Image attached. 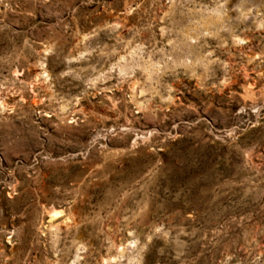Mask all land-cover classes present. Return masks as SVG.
<instances>
[{"label":"rangeland","instance_id":"374dc122","mask_svg":"<svg viewBox=\"0 0 264 264\" xmlns=\"http://www.w3.org/2000/svg\"><path fill=\"white\" fill-rule=\"evenodd\" d=\"M0 264H264V0H0Z\"/></svg>","mask_w":264,"mask_h":264},{"label":"bare ground","instance_id":"6f19581e","mask_svg":"<svg viewBox=\"0 0 264 264\" xmlns=\"http://www.w3.org/2000/svg\"><path fill=\"white\" fill-rule=\"evenodd\" d=\"M58 215H59V211L52 210L50 213V219L53 220Z\"/></svg>","mask_w":264,"mask_h":264}]
</instances>
